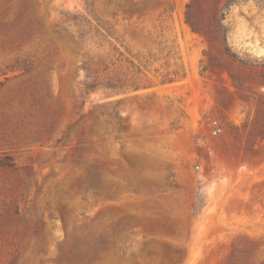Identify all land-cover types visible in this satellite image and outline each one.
<instances>
[{"label":"rangeland","instance_id":"obj_1","mask_svg":"<svg viewBox=\"0 0 264 264\" xmlns=\"http://www.w3.org/2000/svg\"><path fill=\"white\" fill-rule=\"evenodd\" d=\"M190 1L0 0V264H264V0Z\"/></svg>","mask_w":264,"mask_h":264},{"label":"trees","instance_id":"obj_2","mask_svg":"<svg viewBox=\"0 0 264 264\" xmlns=\"http://www.w3.org/2000/svg\"><path fill=\"white\" fill-rule=\"evenodd\" d=\"M197 0H191L187 6H186V15L185 19L186 22L191 26V28L196 31L200 32L202 34H206V36H209L208 30L205 28V23L203 18L199 14L196 13V6ZM9 164V163H3V165Z\"/></svg>","mask_w":264,"mask_h":264},{"label":"built area","instance_id":"obj_3","mask_svg":"<svg viewBox=\"0 0 264 264\" xmlns=\"http://www.w3.org/2000/svg\"><path fill=\"white\" fill-rule=\"evenodd\" d=\"M220 131H222V126L220 123H218V121H215L213 126V132L214 134H217Z\"/></svg>","mask_w":264,"mask_h":264}]
</instances>
